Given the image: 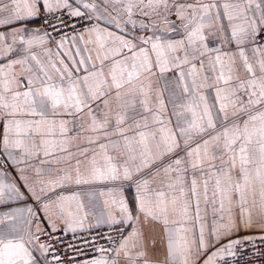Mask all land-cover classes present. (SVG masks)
<instances>
[{"label": "snow or ice", "instance_id": "obj_1", "mask_svg": "<svg viewBox=\"0 0 264 264\" xmlns=\"http://www.w3.org/2000/svg\"><path fill=\"white\" fill-rule=\"evenodd\" d=\"M0 28V264H63L42 237L90 215L114 234L84 264L264 241V0H0Z\"/></svg>", "mask_w": 264, "mask_h": 264}, {"label": "built area", "instance_id": "obj_2", "mask_svg": "<svg viewBox=\"0 0 264 264\" xmlns=\"http://www.w3.org/2000/svg\"><path fill=\"white\" fill-rule=\"evenodd\" d=\"M64 19L67 23H75L76 30L82 31L86 25L84 21L69 20L65 15ZM40 25L45 28L43 15L39 16ZM71 32V29H65ZM54 39H59L57 33H52ZM114 234L113 229L106 226L95 227L92 229L81 230L75 233L64 232L63 230L53 233L52 239L42 237V241H47L55 250V254L60 257L63 264H84L86 260L97 258L100 253L97 249L100 246L105 248L112 247L108 243L106 237ZM235 256H227L219 261V264H264V241H260L258 237L253 238L252 243H245L234 249ZM52 253H49L48 259H51Z\"/></svg>", "mask_w": 264, "mask_h": 264}, {"label": "crops", "instance_id": "obj_3", "mask_svg": "<svg viewBox=\"0 0 264 264\" xmlns=\"http://www.w3.org/2000/svg\"><path fill=\"white\" fill-rule=\"evenodd\" d=\"M24 26H26V27H27L28 29H30V30H31V29H37V28L43 30V28H42L41 25H40L39 16L32 18L31 22L27 23L26 25L16 24V25H12L11 27H24ZM9 30H10V28H0V31H9ZM85 38L87 39V37H85ZM48 47H51L52 50H53V52L56 51L55 44H53V43H49ZM36 51H39V49H36ZM0 170H7V171H8V174H9L10 177H14V176H17V175H18L17 172H16L15 165H12L10 161H7L6 156H5L2 152H0ZM21 183H22V181H21ZM22 190H24V189H22ZM25 191H26V190H25ZM126 195H127V196L129 197V199L131 200L132 193L129 192V193H126ZM83 199H84L85 204H87V203H88V197H87V196H84ZM101 199H102V198H101ZM33 203H34V202H33L32 200H28V201H27V204H29V205H32ZM24 206H25V205H24V203H22V202H12V203H11V207H24ZM6 210H8V209L5 208L4 206H0V211H6ZM40 217H41V224H42V226H43L45 229H48V223H47L46 220H44V218H43V213H40ZM57 224H58V226H60V225H59V221H57ZM88 224L92 225V227L89 228V227L86 225L85 229H83V230L92 229V228H95V227L106 226L105 224H100V225L97 226V225H96L95 218H94L93 216H91V215L88 217ZM60 227H62V226H60ZM48 230H50V229H48ZM129 230H130V229H129ZM77 231H81V229H77ZM77 231H76V232H77ZM70 232H71V231H70ZM259 235H260V231H259V229H252V230H250V231H248V232H243V231H242V232H240V233L234 234V235L231 236V237H228V238H226V239H224V240H221L220 243H221V244H225V243L228 242V240L236 239V238H238V237H241V238H242V237H252V238H256V237H258ZM219 246H220L219 244L216 245V247H219ZM212 251H215V248H210V249L208 250V253H206V254L201 258L200 264H203V260L206 259V258H207V255L210 254ZM37 255H38V254H37ZM225 257H227V255H226ZM225 257H224V258H225ZM121 264H123V260H121Z\"/></svg>", "mask_w": 264, "mask_h": 264}]
</instances>
